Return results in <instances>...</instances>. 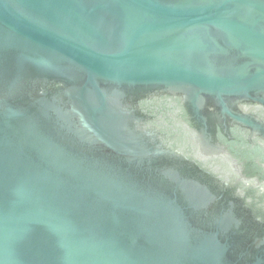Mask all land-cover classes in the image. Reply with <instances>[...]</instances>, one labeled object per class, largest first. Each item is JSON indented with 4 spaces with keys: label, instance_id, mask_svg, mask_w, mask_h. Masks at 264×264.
I'll use <instances>...</instances> for the list:
<instances>
[{
    "label": "water",
    "instance_id": "obj_1",
    "mask_svg": "<svg viewBox=\"0 0 264 264\" xmlns=\"http://www.w3.org/2000/svg\"><path fill=\"white\" fill-rule=\"evenodd\" d=\"M0 264H264V0H0Z\"/></svg>",
    "mask_w": 264,
    "mask_h": 264
},
{
    "label": "flooded vegetation",
    "instance_id": "obj_2",
    "mask_svg": "<svg viewBox=\"0 0 264 264\" xmlns=\"http://www.w3.org/2000/svg\"><path fill=\"white\" fill-rule=\"evenodd\" d=\"M162 104H149L150 112L155 116L161 123L165 125L166 128L169 127V123L172 121L174 128L176 129V120L185 115L183 109L184 105L182 100L179 98H167L164 97L161 100Z\"/></svg>",
    "mask_w": 264,
    "mask_h": 264
}]
</instances>
